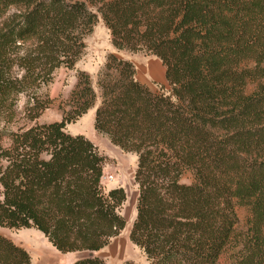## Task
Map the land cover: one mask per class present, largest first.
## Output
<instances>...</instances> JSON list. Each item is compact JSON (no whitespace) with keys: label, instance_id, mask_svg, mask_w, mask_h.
Wrapping results in <instances>:
<instances>
[{"label":"trees","instance_id":"16d2710c","mask_svg":"<svg viewBox=\"0 0 264 264\" xmlns=\"http://www.w3.org/2000/svg\"><path fill=\"white\" fill-rule=\"evenodd\" d=\"M98 21L117 50L155 56L167 88L110 54L38 123ZM95 105V131L136 155L129 240L148 264H264V0H0V229L34 228L72 264H106L126 225L105 157L66 131ZM0 264L30 255L0 234Z\"/></svg>","mask_w":264,"mask_h":264},{"label":"rangeland","instance_id":"374dc122","mask_svg":"<svg viewBox=\"0 0 264 264\" xmlns=\"http://www.w3.org/2000/svg\"><path fill=\"white\" fill-rule=\"evenodd\" d=\"M85 50L75 64V70L59 68L54 72L52 82L45 92L52 100L50 106L38 117V123L60 121L63 114L64 102L75 84L76 70L87 73L93 81L110 54L131 62L135 69V77L152 91L160 87L167 88L164 68L153 55L144 52L117 50L111 43L108 30L101 21L93 27L92 32L85 38ZM20 98V105L24 101ZM96 105L89 109L75 122L66 126V131L72 135L82 134L88 138L105 157L103 167L102 187L105 191L121 187L125 192V200L119 206V212L126 221L125 228L110 240L107 246L98 252V256L106 264H148L143 253L129 240V229L136 215L137 184L134 181L136 155L124 152L109 142L93 127ZM22 121L19 123L21 124ZM183 181H188L187 176ZM247 212L238 209L239 227L243 228ZM0 234L21 244L30 255V264H72L78 254H62L56 251L46 238L34 228L0 229ZM223 256L219 264H227Z\"/></svg>","mask_w":264,"mask_h":264}]
</instances>
